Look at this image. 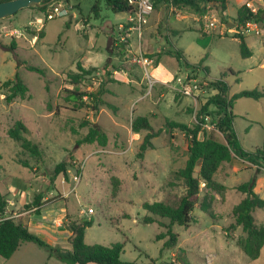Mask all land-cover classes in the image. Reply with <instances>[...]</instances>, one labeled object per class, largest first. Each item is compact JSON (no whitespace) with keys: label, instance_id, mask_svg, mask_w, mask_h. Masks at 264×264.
<instances>
[{"label":"rangeland","instance_id":"obj_1","mask_svg":"<svg viewBox=\"0 0 264 264\" xmlns=\"http://www.w3.org/2000/svg\"><path fill=\"white\" fill-rule=\"evenodd\" d=\"M61 1L67 4L66 0ZM68 1L67 13L53 19H46V10L40 9L41 6L23 8L0 19V195L4 204L9 199L13 205L10 213L25 212L27 215L14 219H20L44 241L66 251H70L71 246L61 238L59 231L65 230L68 220L84 218L93 220L85 230V242L103 245L122 242L123 261L264 264V245L260 255L251 259L236 244V239L244 235L241 227H229L234 223L232 208L243 196L236 190V185L249 180L255 171L239 158L222 163L215 173L214 179L225 184L226 189L222 195L214 193L215 199L208 211L201 210L198 204L191 212L189 226L171 225L179 235L174 247L163 249L166 238H156L158 233L166 230L167 219L156 218L157 222L151 223L142 220L148 214L143 202L163 200L169 193L184 191L182 180H177L175 186H169L167 182L172 179L171 171L185 164L187 139L179 131L168 132L165 119L190 126L196 123L202 104L215 92L208 84L212 79L223 78L230 86V96L245 89H264V43H259L263 36L249 32L248 40L254 50L252 58L241 56L239 40L233 37L235 24L230 16H235L240 0H229L228 22H221L210 8L216 15L213 26H204V22L213 21L211 17L200 16L198 20H192L186 18L187 8L172 6L170 10L163 6L165 16L180 10L178 19L184 20L170 23L171 28L179 29V33L172 34L173 29L169 31L163 14L156 25L154 11L141 38L134 34L131 40L123 35L125 40L129 39V51L119 56L118 50L111 51L116 42L108 39V26L116 27L124 22L127 13L111 11L104 0ZM193 26L196 28H191ZM165 35L190 64L201 61L207 71L185 66L170 55H163L159 63L152 57L148 67L151 78L155 79L158 72L169 79L161 85L155 81L150 87L144 69L140 63L132 61V57L139 49L145 56L153 55L156 48H162ZM109 52L116 58L110 59L106 68L114 64L115 69L129 72L128 76L133 80L125 83L110 78L115 81L106 82L108 91L103 99L115 105L117 110L105 105L97 113L88 106L76 108L66 99L68 92L65 89H98L100 81L105 80L102 67ZM16 59L42 68L44 75L20 67L19 74L28 92L24 97L17 96L8 101L9 91L3 83L13 77ZM100 60L103 66L84 75L80 84L70 85L64 81L67 71H77V62ZM186 74H189L187 80L194 77L201 84L202 90L197 96H186L173 88L178 84L177 78ZM233 113L236 115L234 128L241 145L249 150L262 147L264 97L258 100L244 96L236 98ZM137 115L149 117L152 126L161 129L160 134L152 138L153 148L147 149L143 157H138L137 151L145 131L134 134L131 130V120ZM18 119L26 126L24 135L39 145L40 159L33 158L21 149L19 142L9 138L7 130ZM83 120L98 123L107 135L105 145L96 141L81 142L89 127L81 125ZM208 123L212 127L207 129L214 137L223 140L214 125ZM20 160H26L30 166L22 165ZM61 160L68 162L67 178L60 173L52 182L54 166ZM257 177V193L264 199V166ZM205 191L204 183H201L199 199ZM38 194L43 196L34 207L32 201ZM43 214L47 216L44 218ZM253 214L257 223L264 225V207L257 208ZM27 218L32 223L46 222L57 227L54 232L57 236L51 237L48 232L28 225ZM59 218L61 222L57 224ZM0 259V264H66L50 256L46 248L30 241L22 242L10 258L0 256Z\"/></svg>","mask_w":264,"mask_h":264},{"label":"trees","instance_id":"obj_2","mask_svg":"<svg viewBox=\"0 0 264 264\" xmlns=\"http://www.w3.org/2000/svg\"><path fill=\"white\" fill-rule=\"evenodd\" d=\"M2 1V0H0ZM46 1V0H45ZM108 8L113 12L134 13L135 6L129 4L127 0H104ZM153 11L158 10L162 5L175 6L177 8H187L192 10L197 15H202L206 10L212 8L221 22H228L229 16L226 14L228 0H152ZM209 6V7H208ZM43 11L46 6L40 7ZM151 13V14H152ZM150 14V15H151ZM235 24L234 38L239 40L240 54L243 58L250 57L252 52L247 45L246 36L241 33L239 26L245 24L247 21L257 22L258 25L264 28V5L259 6L253 11L247 3L237 7L236 14L231 17ZM178 30H172V34H178ZM129 39H116V44L111 47V51L118 50V56L128 54ZM165 47L160 51L147 55L155 57V62L162 55H170L175 57L180 63L185 66H192L193 68L203 69L207 71L206 67L202 65L201 61L198 64H190L185 58L183 52L176 48L170 38L165 35ZM14 43H12V48ZM112 53L109 52V57L106 59L104 66L110 62ZM24 67L28 70L44 75V70L38 66L28 64L26 61L16 59V71L11 79L6 80L3 84L8 88L9 94L6 100L10 101L19 96L24 97L28 92V87L24 84L20 74L19 68ZM77 71L70 69L64 74V81L70 85H78L81 83L84 75L90 74L98 69L96 66L84 67L81 62L76 64ZM231 73H235L229 69ZM107 74H103L105 80H101L98 89L94 91H81L77 89H65L67 93L66 99L72 101L76 108L88 106L94 113L99 112L101 106L105 105L108 108L116 111L117 108L112 103L103 99V95L108 91L105 87L106 82L115 81L110 79ZM209 86L215 91L202 104L197 113V122L192 126L185 123L165 119V128L168 132H181L187 139V158L185 164L177 170L171 171L172 179H169L167 184L175 186L177 180H182L184 184V191L181 194L169 193L163 200L145 201L143 202L144 209L148 212L143 217V222L151 223L156 218L167 219L169 223L166 225V230L156 235L157 239H164L162 248L174 247L178 241V233L171 229L172 224L181 226H189L192 220L191 212L199 204V208L203 211H208L211 207L212 201L215 199L214 193L222 195L226 189V185L214 179L215 173L221 167L222 163L230 162L234 157L239 158L254 166V174L249 180L236 185V190L243 194L242 198L237 202L233 208L234 223L230 224V228L240 226L244 235L236 239L238 247L251 259H255L260 255L262 246L264 245V225L258 224L254 211L257 208L264 207V199L261 198L255 191L257 175L260 173L261 167L264 166V145L254 150L245 149L236 134L234 128L233 104L234 100L239 97H249L255 100L264 97L263 88L245 89L230 96V86L223 78L212 79L208 82ZM202 115L209 116V122L214 125V128L221 133L223 140L214 137L210 130L204 127L205 119ZM82 126H87L88 131L81 139V142L92 143L97 142L99 145H105L107 142V135L98 125V123H91L88 120L81 122ZM131 130L134 133L145 131L142 140L139 144L137 156L143 157L146 150L153 148L152 138L158 136L161 129H155L150 123L149 117L137 115L131 120ZM26 126L21 120H16L11 127L8 128L7 134L12 140L19 142L23 151H27L35 159H40L42 151L39 145L28 139L24 133ZM22 165L28 166L26 160H20ZM66 160H61L54 166L51 181L62 173L64 178H67ZM30 166V165H29ZM197 170V173H195ZM118 179H115L117 182ZM204 183L206 191L199 199L200 184ZM116 192L115 186L113 193ZM43 194H38L32 201L34 207L40 203ZM6 202V201H5ZM7 204V203H6ZM3 202V197L0 195V216L4 215L6 210ZM31 204V206H33ZM27 206H30L29 204ZM37 213H39V210ZM93 223L92 219H70L65 224L70 234L67 238L71 246L70 251L64 250L57 245H51L40 238L36 233L29 230L22 222L16 221L14 217L2 218L0 220V256L9 258L20 246L22 242H34L40 247H44L49 251L50 256H53L66 264H176L173 261H154L147 263L137 261H123L121 254L123 251L122 242H114L110 245H103L99 243L87 244L85 242V230ZM162 226L164 224L158 220ZM185 262V261H184ZM186 264H188L186 262Z\"/></svg>","mask_w":264,"mask_h":264},{"label":"built area","instance_id":"obj_3","mask_svg":"<svg viewBox=\"0 0 264 264\" xmlns=\"http://www.w3.org/2000/svg\"><path fill=\"white\" fill-rule=\"evenodd\" d=\"M129 4H132L135 6V12L134 13H127V19L126 23L129 24L128 28L133 29L136 31L137 38L142 37V30L144 26L148 23L149 16L153 11V1L152 0H127ZM247 5L253 10H256V7L251 5L250 3H247ZM46 6V19H53L56 16L59 15H64L67 13V9L69 8L68 3L65 4V2H60V0H46L45 3ZM211 14V13H210ZM205 14L203 17H211L213 21H208L206 26H213L215 23L214 21L216 20V15L213 14ZM215 15V16H214ZM125 25L120 24L119 29L124 30ZM127 28V29H128ZM239 29L241 33H249V32H254V33H259L260 32V27L257 22L254 21H247L245 24L240 25ZM125 36V35H124ZM124 36L120 34L119 39H124ZM128 36V34L126 35ZM132 61L138 62L141 64L142 68L144 69L145 76L148 78L149 85L152 87V83L154 80L151 78L149 72H148V67L152 64V59L150 57H147L143 55L141 49L138 50V52L133 55ZM189 74H186L183 78H177L178 84L175 85L173 88L180 92L183 95L186 96H197L199 92L202 90L201 84L198 83V81L193 77V79L188 78ZM203 118L205 119V123L203 124L204 127L210 128L212 127L208 121H209V116L208 115H202ZM11 204V203H10ZM19 216L17 213H10L8 210L5 211L4 215L0 216V220L2 218H11ZM61 221H58L60 224Z\"/></svg>","mask_w":264,"mask_h":264},{"label":"crops","instance_id":"obj_4","mask_svg":"<svg viewBox=\"0 0 264 264\" xmlns=\"http://www.w3.org/2000/svg\"><path fill=\"white\" fill-rule=\"evenodd\" d=\"M256 3H255V2ZM66 2L68 3V5L70 6V3H69V1L68 0H66ZM228 2H229V0H228ZM244 3H250L251 5H253L254 7H259V6H262V5H264V0H240V2H238L237 3V5L238 6H236V9H237V7H239L240 5H242V4H244ZM163 6H167V4L166 5H162V6H160L159 8H158V10H156V15H155V18H156V25L158 24V22L160 21V18H161V14H163V17L162 18H165L166 19V23H165V25H167L168 27H169V31L171 30V29H173V30H178L179 31V29H175V28H171V26H170V23H171V21H183L184 19H178V16L180 15V10H178V12L179 13H174V15L173 14H169L168 16H165V14L166 13H164V11H163ZM169 8H170V10H172V6H168ZM209 7V6H208ZM189 12H188V15L186 14V18L187 17H189V18H191L192 20H198L199 19V17H200V15H197L196 13H194L192 10H188ZM210 13H213V12H211L209 9L208 10H206L202 15H201V17L203 18V16L205 15V14H210ZM226 14L229 16V14H228V11H227V9H226ZM190 15V16H189ZM230 18H231V16H230ZM126 19H127V16H126ZM126 19H125V21L124 22H121V23H119V24H117V26L116 27H114L113 25H110V26H108V31H110V35L108 36L109 38V40L111 39V40H116L117 38H119L120 37V34H122V35H127L128 34V37L131 39V40H133V35L135 34V36H136V38H137V34H136V31L135 30H133V29H129L128 28V25L129 24H127L126 23ZM164 19V20H165ZM86 21V20H85ZM124 23V25H125V28H124V30H120L119 29V25L120 24H123ZM207 25V23H205L204 22V26H206ZM156 27H158V26H156ZM260 27V26H259ZM128 28V29H127ZM191 28H196L195 26H193V27H191ZM232 28H234V30H235V27H232ZM85 32V31H84ZM159 32V31H158ZM171 32H172V30H171ZM144 33V32H143ZM254 33V32H253ZM255 35H260V36H263L262 37V40L261 41H259V43H264V28H262V27H260V32L259 33H254ZM245 36H246V42H247V45H248V47L250 48V50H251V52H252V54H251V56L249 57V58H252L253 57V55H254V50H253V46H252V44L250 43V41L248 40V38H249V33H245ZM160 41V40H159ZM162 41H164V38H163V40ZM108 43H109V41H108ZM165 45H166V43H163L162 44V48L163 47H165ZM140 47V46H139ZM161 48V49H162ZM160 48H156L154 51L155 52H158V51H160L161 50ZM108 51V50H107ZM163 56V55H162ZM162 56H160L159 57V59L161 60V58H162ZM103 57H105L106 58V55H104ZM116 58V56H111L110 57V59L112 60L113 58ZM156 57V56H155ZM154 57V58H155ZM154 58H151L152 59V61H153V59ZM158 59V63H159V60ZM154 62H155V60H154ZM88 63V64H87ZM85 62V63H81L84 67H89V66H96V67H100V66H103V61L101 62V60L99 61V62H91V61H88V62ZM110 68H112V70H110ZM102 71H103V74L105 75V74H107L108 72H110V75L108 76L109 78H114V79H116V80H119V81H122V82H129V81H133L132 80V78H129V76H128V74H129V72H127V71H125V70H117V69H115V65L114 64H111L110 66H109V68H106V66H104V67H102ZM154 72H155V70H154ZM169 79V77L168 78H164L160 73H158V72H156V75H155V79H153L154 80V82L156 81L159 85H161V84H165L166 83V81ZM174 132H178V131H174ZM134 134H138V133H134ZM153 143V142H152ZM248 163V162H247ZM249 167H253L254 168V166H250L249 165ZM258 181V180H257ZM257 183V182H256ZM257 186H255V191L257 192ZM45 198H47V197H45ZM45 198H44V200H45ZM6 201L8 202L7 204H6V206H5V208H6V210H8L9 212H11L12 211V206L13 205H11L10 203H9V199H6ZM5 210V211H6ZM5 211H4V213H5ZM41 212H42V210H41ZM3 213V214H4ZM20 215V219H22V218H24V217H26L27 215L25 214V212L24 213H20L19 214ZM2 216V215H1ZM43 216H44V218H45V216H47L46 214H43ZM20 219H19V221H20ZM61 221V218H59V219H57V224H59L58 223V221ZM27 224L29 225H32V226H34V227H37V228H39V229H41V230H44V231H46V232H48L50 235H51V237H56L57 236V233L55 234L54 232H55V230L56 229H58L57 227H55V226H52V225H49L48 223H44V224H42V223H40V224H36V223H32L30 220H29V218H27ZM24 225V224H23ZM27 226V225H26ZM66 231V232H65ZM59 232H61V233H59L60 234V236H61V238L63 239V240H66L67 241V238H68V236H69V234H70V232L67 230V229H65V230H60ZM52 239V238H51ZM49 241H52V240H49ZM19 248V247H18ZM18 250V249H17ZM16 250V251H17ZM15 251V252H16ZM14 254V253H13ZM12 254V255H13ZM11 255V256H12ZM10 256V257H11ZM9 257V258H10ZM8 259V258H7ZM0 262H1V259H0ZM87 264H93V263H87Z\"/></svg>","mask_w":264,"mask_h":264},{"label":"water","instance_id":"obj_5","mask_svg":"<svg viewBox=\"0 0 264 264\" xmlns=\"http://www.w3.org/2000/svg\"><path fill=\"white\" fill-rule=\"evenodd\" d=\"M45 3V0H2L0 1V19L10 17L23 8L42 6Z\"/></svg>","mask_w":264,"mask_h":264}]
</instances>
